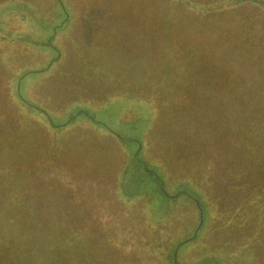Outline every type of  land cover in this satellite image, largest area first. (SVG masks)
Listing matches in <instances>:
<instances>
[{
  "label": "rangeland",
  "instance_id": "obj_1",
  "mask_svg": "<svg viewBox=\"0 0 264 264\" xmlns=\"http://www.w3.org/2000/svg\"><path fill=\"white\" fill-rule=\"evenodd\" d=\"M22 1L0 0V264H163L159 256L174 238L165 237L168 223L152 217L144 202L100 213L101 223L120 221L97 234L85 229L97 215L79 207L71 220L47 189L52 174L70 162L64 142L13 94L17 73L51 58L23 42L30 34L41 43L47 32L25 21ZM69 1L76 17L67 35H74L72 42H63L65 34L56 38L62 48L67 43V63L62 59L28 83L31 102L64 111L78 94L71 84L83 77L88 95L80 101L149 106L147 159L165 165L173 182L195 181L215 222L224 218L222 230L211 223L216 229L180 252L179 262L264 264V6L235 0ZM36 2L46 14L50 1ZM75 129L62 134L100 140L86 124ZM153 229L162 232L150 234ZM142 242L146 250L154 248L145 263L132 257L133 244Z\"/></svg>",
  "mask_w": 264,
  "mask_h": 264
},
{
  "label": "trees",
  "instance_id": "obj_2",
  "mask_svg": "<svg viewBox=\"0 0 264 264\" xmlns=\"http://www.w3.org/2000/svg\"><path fill=\"white\" fill-rule=\"evenodd\" d=\"M48 1L51 3L46 5V14L44 9L40 10L41 4L38 5L36 0H23L20 10L23 14L25 13L23 15L26 16L25 21L34 25L38 30L47 32L45 40L41 43L34 40L30 34L23 36V42L37 46L42 51H47L51 58L48 61L40 62L39 67H32L17 73L13 78L15 85L12 88L16 101L18 103L21 101L31 113H35L37 117L44 120L48 128L58 135L57 139L60 144L62 141L64 142V154L67 152L69 156L66 163L70 162V166L62 167L60 171L54 172L47 189L52 193V198H58V202L62 203L58 204L60 207L58 209L71 220L76 218L79 207L82 214L97 215L99 220L91 222L85 228H95L97 234L104 233V228L113 229L112 227L120 221L116 220L112 223L107 220L101 223L100 213H109L111 207H115L113 212L120 210L117 206L121 207L123 202L125 204L144 202L152 217L157 218L158 221L164 220L165 224L168 223L165 226L166 229L168 228L165 237L168 238L167 235L171 234L174 238L170 248L165 251L163 256H159L160 262L181 264L178 260L180 252L204 239V233L209 228L219 227L222 230L225 227L222 225L224 218L219 215L218 220L221 217L222 220H219V224L215 222L217 218L214 219L210 213L207 203L209 199L207 200L205 194L200 192L195 181L189 182L179 178L178 181L173 182L170 173L164 170L165 165L157 162L156 158H154L155 161L147 159L145 142L147 133L145 132L149 126L145 113L151 111L149 106L139 102L131 104L124 100H108L100 106L92 102L80 101L88 95L81 88L83 77L76 78V85H74L75 83L71 84L72 90L76 89L73 91H78V94L74 100L70 98L72 101L64 111L51 110L48 106H43L42 103L35 105L27 95L28 83L31 85L33 79L36 81L38 77L55 69L62 59H64L62 63L66 64V57L70 55L68 54L70 51L65 45L72 42L70 39L74 36L67 37L76 24V17L70 7L72 5L70 1L68 5L67 0ZM206 1L205 3H207ZM235 2L264 6V0H235ZM50 10L52 16L47 13ZM1 30L4 31L3 28ZM64 34L67 39H64L63 42L67 41V43L62 48L56 38ZM76 56L91 61L81 53ZM64 76H66L65 73ZM14 89H17V92ZM133 113L135 117H133ZM80 124H86L94 130L95 134L100 136V140L95 137L88 138V140L79 133H75L71 137L62 134L68 130L75 131V126L78 127ZM65 137L70 138L65 140ZM83 145L85 150H82ZM109 166L112 171H109ZM82 183H86V186L82 187ZM60 188H62L61 192ZM57 193H59L58 196ZM77 194L83 195L84 198L78 201ZM83 204L84 206L81 207ZM240 212L241 210L238 208L237 215H240ZM236 220L239 221V217ZM211 223L218 225L214 228ZM70 224L72 223L70 222ZM146 229L152 230L151 227ZM146 229H143V233L146 232ZM179 229L180 233H178ZM161 232V230L153 229L150 234H160ZM71 235L73 237L74 234L71 233ZM86 236L87 240L91 237L89 234ZM250 239L254 238H249V242ZM99 241L97 238L96 243ZM238 243L239 241H232L231 244L234 246ZM133 245L136 249L132 252V257L139 256L143 263L149 260L147 251H152L153 247L146 250L147 245L143 242L138 246L137 244ZM74 246L76 247V244ZM200 264L204 263L200 262Z\"/></svg>",
  "mask_w": 264,
  "mask_h": 264
}]
</instances>
